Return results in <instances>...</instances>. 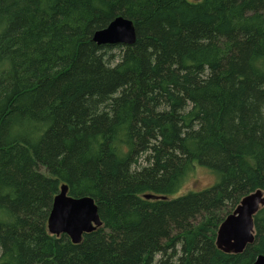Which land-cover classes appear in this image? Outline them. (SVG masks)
<instances>
[{"label": "trees", "instance_id": "trees-1", "mask_svg": "<svg viewBox=\"0 0 264 264\" xmlns=\"http://www.w3.org/2000/svg\"><path fill=\"white\" fill-rule=\"evenodd\" d=\"M118 17L136 43L97 45ZM63 184L103 222L79 244L48 232ZM258 190L264 0H0V264H254L264 208L243 253L216 238Z\"/></svg>", "mask_w": 264, "mask_h": 264}, {"label": "water", "instance_id": "water-1", "mask_svg": "<svg viewBox=\"0 0 264 264\" xmlns=\"http://www.w3.org/2000/svg\"><path fill=\"white\" fill-rule=\"evenodd\" d=\"M97 45L132 46L137 41L136 29L131 20L118 17L106 28L93 35ZM146 199H165L146 195ZM264 206V192L258 190L242 199L236 210L220 225L216 246L225 253L241 254L245 247L255 241L254 217ZM103 226L99 209L91 197L74 198L69 195V187L63 184L53 200L47 228L53 236L67 235L73 244L82 242L85 234H90ZM254 264H264V256H259Z\"/></svg>", "mask_w": 264, "mask_h": 264}, {"label": "rangeland", "instance_id": "rangeland-1", "mask_svg": "<svg viewBox=\"0 0 264 264\" xmlns=\"http://www.w3.org/2000/svg\"><path fill=\"white\" fill-rule=\"evenodd\" d=\"M121 45V44H120ZM125 46V45H122ZM122 51L123 50H115L114 51V55L116 57V63L119 62V60L121 59L122 56ZM214 183L213 177L211 176V174H209V172L203 170V169H199V171H197L184 185V188L182 189V191L180 192L181 195L182 193H187L189 191L192 190H201L204 188H207L209 186H212V184ZM227 215V214H225ZM223 215V216H225ZM226 219V217L224 218V220Z\"/></svg>", "mask_w": 264, "mask_h": 264}, {"label": "flooded vegetation", "instance_id": "flooded-vegetation-1", "mask_svg": "<svg viewBox=\"0 0 264 264\" xmlns=\"http://www.w3.org/2000/svg\"><path fill=\"white\" fill-rule=\"evenodd\" d=\"M241 201H242V200H241ZM239 204H240V203H239ZM239 204H238V205H239ZM238 205H237V206H238ZM236 208H237V207H236ZM236 208H235L230 214H232V213L236 210ZM263 208H264V206L261 207V209H260L259 211H261ZM259 211H258V212H259ZM230 214H229V215H230ZM257 214H258V213H257ZM257 214H256V215H257ZM256 215H255V216H256ZM226 218H227V217H226ZM254 228H255V224H254ZM255 235H256V229H255ZM254 242H255V241H254ZM249 245H252V244H249ZM249 245H247V246L245 247L244 251L246 250V248H247ZM244 251H243V252H244Z\"/></svg>", "mask_w": 264, "mask_h": 264}, {"label": "bare ground", "instance_id": "bare-ground-1", "mask_svg": "<svg viewBox=\"0 0 264 264\" xmlns=\"http://www.w3.org/2000/svg\"><path fill=\"white\" fill-rule=\"evenodd\" d=\"M158 199H160V198H158ZM158 199H156V200H158Z\"/></svg>", "mask_w": 264, "mask_h": 264}]
</instances>
